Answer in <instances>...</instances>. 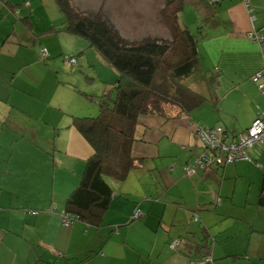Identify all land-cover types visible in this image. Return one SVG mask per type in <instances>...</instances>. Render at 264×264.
I'll return each mask as SVG.
<instances>
[{"label": "crops", "instance_id": "crops-1", "mask_svg": "<svg viewBox=\"0 0 264 264\" xmlns=\"http://www.w3.org/2000/svg\"><path fill=\"white\" fill-rule=\"evenodd\" d=\"M24 1L0 0V264H77L88 254V264H264V230L255 229L258 222L264 224V206L258 200L264 151L254 149L252 162L182 175V166L200 153L197 125L224 126L238 134L264 111V96L252 81L264 58L249 38L254 29L264 35V0H248L251 14L244 0H221L216 6L218 24L204 31L200 43L203 70L217 75L216 108L205 106L192 118L143 120L133 147L143 166L125 182L112 183L114 195L99 227L63 224L66 200L94 155L71 127L72 117H81L76 105L84 111L92 108L57 103L59 85L54 81L53 86L46 76L51 86L42 81L39 71L44 64L38 48L56 38H38L34 32L59 30L64 18L60 14L51 19L44 0H30L32 11L24 14ZM73 1L80 7L79 0ZM105 1L111 14L119 7L133 13L129 11L133 0ZM12 4L22 7L19 20L9 11ZM141 6L135 7L143 10ZM162 6L163 0H157L159 11ZM35 14H48L39 27ZM28 15L31 30L25 32L18 25H24L21 19ZM9 44L16 49H8L6 57L3 52ZM15 50L18 54L10 60L8 55ZM60 50L48 49L51 57ZM105 93L109 95L106 89ZM31 118L40 125H31ZM170 166L176 168L173 173ZM249 206L255 207L254 218L234 213ZM137 211L141 216L133 221ZM195 214L199 221L192 220ZM249 222L241 232H233L234 223Z\"/></svg>", "mask_w": 264, "mask_h": 264}, {"label": "trees", "instance_id": "trees-1", "mask_svg": "<svg viewBox=\"0 0 264 264\" xmlns=\"http://www.w3.org/2000/svg\"><path fill=\"white\" fill-rule=\"evenodd\" d=\"M55 1L64 18V25L59 30L51 31L83 39L88 48L97 51L116 72L115 80L111 74L112 82H107L112 86L113 99L108 98L111 88L106 89L109 95L103 91V95L91 96L92 101L97 104L91 105L92 111L98 107V115L72 117L71 124V127H74L93 148L94 155L87 161L79 185L66 200L64 216L71 220L70 225L66 227H71L75 222L99 227L114 195L112 183L116 185L125 182L131 172L143 166L144 160L133 155L138 127L143 120L153 116L165 121L183 117L192 118L195 112L205 106L211 105L216 108L219 99L216 91L217 75H209L207 70H203L200 43L204 31L218 24L216 6L221 0H164L162 18L167 21L171 37L166 39L160 36H145L134 40L120 34L110 17L112 14L105 0L101 4L96 2L94 7L89 8L83 7L80 0V7L73 0ZM248 3V0H244L247 12L251 14L252 10ZM22 6L28 12L32 11L30 0H25ZM192 6L197 16L196 33L180 24L181 13ZM9 8L19 20L17 15L22 11L21 5L12 4ZM29 18V15L25 16L21 22L30 24ZM257 36L263 37L264 40V35L256 29L249 34V38L261 50ZM41 47L42 45L38 48L40 62L44 64L49 60L50 54L48 55V52ZM262 55L264 58V52ZM68 57L73 65L78 63L76 57L72 55ZM191 77L194 78V83L188 86L186 81ZM256 86L261 93L257 84ZM263 114L264 111L256 118ZM251 126L241 133L231 134L224 126L207 128L197 125L196 133L200 140L201 152L182 166V175L188 177L213 167L222 168L240 161H254L252 151L256 148L264 151V144L258 143L248 148L244 153L245 158L237 161L227 162L223 155L221 163L206 166L204 169L198 168L195 173L188 172L196 166V161L206 154L200 129L205 131L221 129L223 141L230 146L248 135ZM175 169L174 166H170L168 171L173 173ZM258 200L259 206H264V171ZM53 209L49 210L53 211ZM137 212L132 220L139 218L136 217ZM192 220L199 221L198 215L195 214ZM198 246L200 247V244ZM90 255L81 258L77 264H88ZM98 255H103V252H98ZM206 261L210 263L212 259L208 258Z\"/></svg>", "mask_w": 264, "mask_h": 264}, {"label": "rangeland", "instance_id": "rangeland-1", "mask_svg": "<svg viewBox=\"0 0 264 264\" xmlns=\"http://www.w3.org/2000/svg\"><path fill=\"white\" fill-rule=\"evenodd\" d=\"M120 1V0H119ZM127 3H130L132 0H126ZM39 3V2H38ZM134 6L129 8V11H132L133 13H124V9L119 7V11L116 14L110 15V17L113 19L115 25L117 26L120 34L126 38L129 39H139L141 37L147 36H159L161 34V37H166V39L171 37L169 26L167 25L166 19L162 18L163 14V8H164V0H163V6L162 10L159 11L160 7L157 9V0H133ZM142 5L141 7H144V9H136V4ZM80 4H82L83 7H94L96 4L95 0H80ZM41 5V2L39 3V6ZM44 5L49 8V14L51 19H57L59 15L61 14L59 10H53L57 8L56 1L55 0H44ZM121 6V5H120ZM140 7V8H141ZM158 10V11H157ZM38 11V10H36ZM39 11H45L44 8ZM139 11V13H137ZM26 13V10H24V14ZM48 14L43 15H33V19L36 22V26H41L44 18L47 17ZM180 24L182 27H189L190 30L193 33L197 32V20H196V14L194 10L191 7H188L183 13L180 15ZM26 26V27H25ZM19 28H21L23 31H30V26L28 27L27 24H19ZM52 29H49V31L42 32L43 30L39 31L36 30L34 32V35L36 37L41 38L45 37L46 35H52L47 37V40H52L53 38H56L55 41H50V43H46L45 46H42L41 49L46 50L49 53V50H52L53 48H60V52L56 53L54 57H49L50 59L44 63L43 69H41L39 72L41 73L40 76L42 77V81H45V76L48 78H51V81L54 86V81L56 84L59 85L60 89L58 91H55V101L57 103H62L65 107L69 103L78 104L82 103L87 108L91 105H97L95 102L92 101L91 95H103V91L105 89L111 88V94L108 96L110 100L113 99V90L112 86L108 85V83L104 80L105 77L109 79L111 77V74L113 75V79L116 78V72L111 69V67L103 60V58L95 51L94 49L88 48L87 43L75 36H71L64 33H56L54 31H51ZM66 40L64 42L63 40ZM4 42V40H3ZM13 51L14 46L9 44L5 47V51L3 52L4 55H6V51ZM66 50L67 52H64ZM64 53V54H61ZM12 55H8L10 57V60H14L15 55L18 54V50H15L11 53ZM69 55H72L76 57L77 64L73 65L69 61ZM111 70V71H109ZM50 73V77L49 74ZM109 83L112 82L111 80H107ZM194 83V78H189L188 81H186V85H191V83ZM45 85L47 87H50L51 84L48 81H45ZM194 87V86H192ZM99 91V92H98ZM27 93V92H26ZM24 94V93H21ZM29 101L31 100L30 95L26 94ZM76 96L80 99L78 101L74 98ZM78 107L76 115L81 117H96L99 113L98 107H96L95 110H81V106L76 105ZM92 107V106H91ZM95 108V107H94ZM84 111V112H83ZM66 118V117H65ZM31 122V125L34 127L40 125L38 122L31 118L29 119ZM42 127L43 124L41 125ZM201 152V149H199ZM198 155V154H197ZM54 208V207H52ZM237 209V208H235ZM235 214H244L248 215L247 217L254 218L256 216L255 213V207L249 206L246 209H237L234 210ZM261 214V213H260ZM250 221V218H246ZM234 222V219H228L227 220ZM227 223V222H223ZM252 223V221H251ZM251 225L250 222L247 225H239V223H234V233H238L242 231L241 226H249ZM232 229V228H231ZM255 229L258 231L264 230V224H261V222H258L255 226Z\"/></svg>", "mask_w": 264, "mask_h": 264}, {"label": "built area", "instance_id": "built-area-1", "mask_svg": "<svg viewBox=\"0 0 264 264\" xmlns=\"http://www.w3.org/2000/svg\"><path fill=\"white\" fill-rule=\"evenodd\" d=\"M256 39L261 46V51L264 52L263 37L259 38V36H257ZM253 81L258 85L261 93L264 95V68L253 76ZM199 132L206 149V154L196 161V166L188 171L190 174L195 173L198 168L204 169L206 166L221 163L223 155L227 162H234L241 158H245L244 153L248 148L258 143L264 144V114L254 120L248 131V135L243 136L238 143H234L230 146H227L226 142L223 141L224 136L221 134V129L214 131L200 129ZM140 216V213L137 212L136 217ZM70 222L71 220L69 218L63 216V224L65 226H69Z\"/></svg>", "mask_w": 264, "mask_h": 264}]
</instances>
